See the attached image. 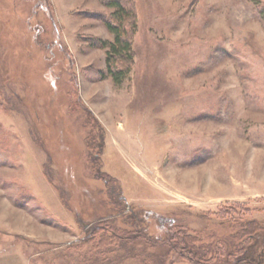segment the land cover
<instances>
[{"label": "rangeland", "instance_id": "rangeland-1", "mask_svg": "<svg viewBox=\"0 0 264 264\" xmlns=\"http://www.w3.org/2000/svg\"><path fill=\"white\" fill-rule=\"evenodd\" d=\"M258 1L133 0L116 85L103 1L0 0V264H161L170 214L229 263L228 237L253 223L264 264Z\"/></svg>", "mask_w": 264, "mask_h": 264}, {"label": "trees", "instance_id": "trees-1", "mask_svg": "<svg viewBox=\"0 0 264 264\" xmlns=\"http://www.w3.org/2000/svg\"><path fill=\"white\" fill-rule=\"evenodd\" d=\"M101 1H103L105 7L112 10V13L108 15V20L105 21V28H107L108 31L114 36V39L111 42L100 41L101 48L106 50L105 53L107 74L113 79L116 85H120L124 81L126 76L130 74L131 69L134 65L133 63L135 56L133 52L134 50L132 38L135 35L137 28V11L135 8V4L132 3L133 0H126V5L124 3H120L119 0ZM251 2L255 4L259 3L258 0H251ZM262 13L264 14V10L262 11ZM102 148L103 147H101V150ZM91 161L93 169H97L96 162L98 160H96L95 158H91ZM99 174L100 173L98 172L96 176H99ZM119 198V195L114 194L112 200L116 202L117 206L121 207L122 203ZM70 209L73 211L72 208ZM147 221L152 222L153 220L149 217ZM46 223H48L49 225L57 224V222L55 223L53 217H51L49 220H46ZM185 224L181 222L179 214L166 215L165 220L162 221V226L165 230L163 229L162 237L159 235L158 242L164 245L163 247L165 248V252L161 255V258H159L161 259V264H164L166 258L171 256L172 253L180 255L182 256V258L185 257L194 264H208L212 262V256L214 255H219L218 257H220V262H224L225 264L254 263L253 256L257 253L255 250L260 241L257 239V227L253 223L247 221L244 225L240 226V231H238V233L228 237V239L233 242L231 243V250L228 251L230 252L229 256H232L235 252L239 254L243 253V255L238 254L237 257L232 256L233 261H231L230 263L226 262V260L221 256L224 255L222 254L224 253V249L223 247L221 249L217 248L216 241L204 243L203 240L200 239L199 244L195 243L197 242L196 240L191 239V237H189L190 235L188 236L185 234V232H187V226ZM210 233L212 237H215V233H213V231H211ZM138 236L140 237V235ZM139 237H129V239L134 241ZM262 248H264V246ZM262 252L258 254L260 255V257H262L261 254H264V252ZM211 254L212 256H210ZM208 258H210L209 261H207Z\"/></svg>", "mask_w": 264, "mask_h": 264}]
</instances>
